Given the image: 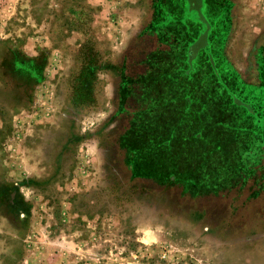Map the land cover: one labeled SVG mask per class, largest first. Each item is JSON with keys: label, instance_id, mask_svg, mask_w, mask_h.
Listing matches in <instances>:
<instances>
[{"label": "rangeland", "instance_id": "1", "mask_svg": "<svg viewBox=\"0 0 264 264\" xmlns=\"http://www.w3.org/2000/svg\"><path fill=\"white\" fill-rule=\"evenodd\" d=\"M235 1L0 0V264H264Z\"/></svg>", "mask_w": 264, "mask_h": 264}, {"label": "crops", "instance_id": "2", "mask_svg": "<svg viewBox=\"0 0 264 264\" xmlns=\"http://www.w3.org/2000/svg\"><path fill=\"white\" fill-rule=\"evenodd\" d=\"M229 1L232 2V11L230 10V12H231L234 24H235V16L236 15H238V16L241 15L238 12L240 7L238 6V4H237V7H236V5L234 3H237V2L235 0H229ZM253 1L256 2L255 3L256 4V8H257L256 10L259 13L258 16L262 15V14L264 15V0H248L249 5H248V10L247 11L250 13L254 9L252 7ZM203 2H204V0H202L201 6H204ZM257 2L259 4L261 2L262 3L260 5H257L258 4ZM241 6L243 7V5H241ZM222 8L223 7H221L220 9H222ZM159 10H160L159 12H161V9H159ZM165 11H166L165 9L162 11L163 14L165 13ZM241 11L243 13V8L241 9ZM159 12H158V9L155 7L153 14H158ZM163 19H165V18H163ZM244 20H245L244 25L247 22L249 28L250 27L251 28H250V30H246V29H244L243 25L241 24L240 28L237 29L236 36L233 37L234 30H235V26L233 25V28H232V31H231V35H230V39H229V42H228V45H227V49H226L227 55H228V57H229V59L231 61L239 62L244 67V72L241 71V73H242L243 77L245 78V80H247L248 82L253 83V84L257 83V85L260 84V83L263 84L264 83V72H263V70L261 71L259 66H258V68L256 66V69H255L256 71L253 72L252 68L247 63H248V60H251V62L260 63L259 62V58L261 56H264V49L262 50V53L258 54L259 48H264V24H255L253 16H250L248 18V20H247V18H245ZM164 21H165V23L163 25V29H169L168 28L169 24H171L173 26L175 24V22H177L176 18H173V17H172V23L168 24L167 17H166V19ZM260 21L264 23V17L260 16ZM257 30H258V33L256 34ZM237 34H239V35H237ZM245 38L250 39L251 44H253V47H255L254 50H253V48L250 50V53L247 55V57L244 56V53L243 54L239 53L238 50H236V52L234 51V45L237 44V46H238V42L241 39H245ZM175 39H176L175 36L170 34L169 40H171L172 44L175 41L177 42V39L176 40ZM231 40H232V42H231ZM240 45L243 46L242 44H240ZM168 50L172 51V47L169 46ZM252 50H253V52H252ZM237 68L240 69L239 67H237ZM261 77H262V79H261ZM247 78H254V80L252 81V80H249Z\"/></svg>", "mask_w": 264, "mask_h": 264}, {"label": "trees", "instance_id": "3", "mask_svg": "<svg viewBox=\"0 0 264 264\" xmlns=\"http://www.w3.org/2000/svg\"><path fill=\"white\" fill-rule=\"evenodd\" d=\"M259 103L253 102L250 105V109L252 110L253 114L258 118V123L260 124V128L263 130V126L261 125V121H264V106L260 103L261 100H258Z\"/></svg>", "mask_w": 264, "mask_h": 264}]
</instances>
